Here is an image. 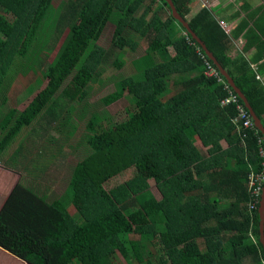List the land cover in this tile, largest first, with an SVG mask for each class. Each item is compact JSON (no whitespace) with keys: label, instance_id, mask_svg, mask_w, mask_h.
Segmentation results:
<instances>
[{"label":"trees","instance_id":"16d2710c","mask_svg":"<svg viewBox=\"0 0 264 264\" xmlns=\"http://www.w3.org/2000/svg\"><path fill=\"white\" fill-rule=\"evenodd\" d=\"M172 1L264 128V82L255 78L264 62L251 67L264 61V0L254 10L242 0L232 19L246 14L228 33L213 10L202 7L187 21L195 2ZM109 26L104 50L97 42ZM139 41L146 49L129 62L132 72L96 103L103 110L125 92V119L103 127L105 113L84 104L88 91L108 60L120 69ZM202 57L217 76L205 74ZM37 70L44 88L23 111L9 109L15 77ZM227 97L245 106L165 0H0V155L38 119L51 128L59 103L69 106L62 121L70 129L60 139L75 131L73 104L83 105L78 119L86 132L85 155L61 199L47 202L21 183L13 187L0 209V247L28 264H264L259 205L249 211L247 182L262 170L264 141L256 128L234 123L237 104H222Z\"/></svg>","mask_w":264,"mask_h":264},{"label":"rangeland","instance_id":"374dc122","mask_svg":"<svg viewBox=\"0 0 264 264\" xmlns=\"http://www.w3.org/2000/svg\"><path fill=\"white\" fill-rule=\"evenodd\" d=\"M54 1L59 4V1L61 0ZM227 1L235 2L236 0ZM197 8L199 9L198 3H194L192 12H190L191 16L189 14V16L186 17L187 21H189V19L192 17V14L196 12ZM213 12L216 14V16H218L219 10H213ZM112 33L113 27L109 26L102 34L101 39L97 42V46L101 47L104 50L110 49ZM145 49L146 43L139 41L138 49L134 53L126 52L124 54L125 63L120 69L115 68V66L112 64V59L108 60V62L103 66L101 75L98 77V80L94 84H92L94 88L88 91V96L84 104L87 103L89 107L91 106V108H93L94 112H97L100 115H102L103 112L105 113L106 117L102 118L101 126L105 127L125 119V110L127 111V105L125 103V97L127 96V94L125 92L122 93L123 96L117 101V103L103 110L101 109V107L97 106L96 103L100 98L114 92V82L118 78L127 76L132 72L129 62L140 55L142 53V50ZM56 51H58V49H54L52 53H49V61L52 60V56L56 53ZM28 74L24 75L23 78H18L17 75L13 83L11 84L8 93L9 109L23 111L25 107H27V105L30 103L32 98L41 89L44 88L46 81L43 80V76L40 70H37L34 74L29 75L32 76L31 78H29ZM26 88H29V90L31 91L30 95H28V92L25 90ZM59 105L61 109L63 104L59 103ZM65 106L66 107L64 109H59L60 116L58 117V120H56L54 124H52L51 128H48L43 120L38 119L30 127H27L25 129V132L21 130V132L16 136L15 141L11 144V147L9 146L4 150L6 151L9 148L16 149L18 143L26 144L30 153L28 154V157H32L34 161L36 160L35 165L31 167L27 174L31 179L35 181L38 180L41 175L45 174L44 178L42 179L43 182H39V180L38 182L40 184L44 183L46 187L51 186L52 191H50V194L52 200H59L64 196L63 194L65 192V187L69 182L75 164L80 161L85 155V142L83 139V134H86L84 124L85 121L82 119H80V121L78 119L80 110L83 106L82 104L72 105L74 110L71 112L72 116L70 118V121L75 126L74 133H72L68 140L60 139L61 137L66 138L67 133L64 132L65 130H70L69 125L64 124L65 121H62L66 116V111L69 107L68 105ZM58 122L61 123L55 126V124ZM63 124L64 126L61 127V125ZM58 131L62 132V134H60ZM51 138L55 140L54 143L51 142ZM195 140V145L201 151L204 150L201 147L198 139ZM63 141L66 142L62 143ZM59 144H62L61 149L59 151H55L54 148L58 147ZM39 151L45 152H42L41 155H37ZM41 161L43 162L41 163ZM41 169H45L44 174ZM124 175L125 177H130V174ZM149 182L151 184L153 194L157 197V199H160L161 196L159 194V191L157 190L155 182L153 180H150ZM68 210L73 216L76 215V213H74V209L71 206ZM146 246L148 247V250L151 249V245ZM119 262H122L120 258L119 261H113L111 264H120Z\"/></svg>","mask_w":264,"mask_h":264},{"label":"crops","instance_id":"0c3cea01","mask_svg":"<svg viewBox=\"0 0 264 264\" xmlns=\"http://www.w3.org/2000/svg\"><path fill=\"white\" fill-rule=\"evenodd\" d=\"M207 3V8L211 10H219L218 17L216 19H220L223 22V25L227 27V31H233L238 25L239 22L244 18L246 12L242 13L241 18L239 20L232 19L233 13L239 10L240 5L242 4V0H236L235 2H230L227 0H204ZM246 4L249 5V9L254 10L255 8H258L263 3V0H244ZM199 5V9H201V4L199 2H195V4ZM196 9V12L199 10ZM192 12V11H191ZM194 12V14L196 13ZM191 16V14H190ZM193 16V14H192ZM242 47V39H240L238 42H236L230 52V56L232 59H236L239 56V52L241 51ZM254 55L253 52L249 54V57H252ZM264 61H258L256 65H251V67L256 68V66H259ZM257 76L259 78H257ZM255 78L261 82H264V74L259 75L255 74ZM27 127L23 128L22 130L25 132V129ZM21 132V131H20ZM19 134V133H18ZM38 137V135H37ZM14 140L8 145V147H11V144L15 141ZM221 146L223 148H226V143L224 141H221ZM17 148H9L6 151H3V153L0 155V209L3 207L5 200L10 195L11 191L13 190V187L21 183L23 186L27 187V189L34 191L37 195L42 196L47 202H51L52 197L50 194V191H52L51 186H45L43 182L44 175H41V177L38 180H33L29 177L27 174L31 167L35 165L34 159L31 157H28L29 149L26 146L25 143H18ZM7 147V148H8ZM5 150V149H4ZM42 152L45 151H40ZM38 155V154H37ZM38 160V156H37ZM43 161H41L42 163ZM51 197V198H50ZM0 264H28L24 260L16 257L15 255L11 254L7 250L0 247Z\"/></svg>","mask_w":264,"mask_h":264},{"label":"built area","instance_id":"2783aa9c","mask_svg":"<svg viewBox=\"0 0 264 264\" xmlns=\"http://www.w3.org/2000/svg\"><path fill=\"white\" fill-rule=\"evenodd\" d=\"M194 2H199L201 4V7L207 8V3L204 0H193ZM220 27H222L226 33H228V29L225 25L222 23H219ZM204 61L205 66V74L209 77L211 76H217V72L212 68L211 64L205 59V57H202ZM257 78H259L257 76ZM231 101H234L235 104H237V110H238V117L234 119V123L238 124L241 122L243 129H254V124L252 121V118L250 116V113L248 112L246 107L238 103L236 98L227 97L222 100V104H228L231 103ZM261 142V140H260ZM259 157L264 158V151L262 148L259 149ZM262 170L254 173L251 172L248 176L247 182H248V194H249V203H248V209L249 211L255 210L256 207L260 204L262 192L264 189V161L261 163Z\"/></svg>","mask_w":264,"mask_h":264},{"label":"water","instance_id":"95a60500","mask_svg":"<svg viewBox=\"0 0 264 264\" xmlns=\"http://www.w3.org/2000/svg\"><path fill=\"white\" fill-rule=\"evenodd\" d=\"M167 2V4L169 5V7L171 8L172 14L174 16V18L182 25V27L184 29L187 30V32L189 33V35H191V37L193 38V40L200 46V48L202 49V51L204 52L205 56L207 57V59L209 61H211L217 68V70H219L220 74L227 80L228 83H230V85L235 89V91L238 92V94L240 95L241 99L243 100V103L246 107V109L249 111L250 116L252 118L254 127L262 134V139L264 141V128L262 127V125L260 124V121L257 119V117L255 116L254 112L252 111L250 105L248 104L247 99L244 97V95L240 92V90L236 87L233 79L231 78L230 75H228L227 71L223 70L215 61V59L211 56V54L206 50L205 46L197 39V37L191 32V30L189 29L187 22H185L182 17L180 16V14L178 13L174 3L172 0H165ZM258 215H259V240L260 243L264 249V189L262 192V196H261V201L259 204V208H258Z\"/></svg>","mask_w":264,"mask_h":264}]
</instances>
